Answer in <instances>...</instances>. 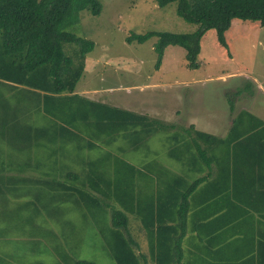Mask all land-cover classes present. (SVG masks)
Masks as SVG:
<instances>
[{"label": "trees", "instance_id": "obj_1", "mask_svg": "<svg viewBox=\"0 0 264 264\" xmlns=\"http://www.w3.org/2000/svg\"><path fill=\"white\" fill-rule=\"evenodd\" d=\"M156 1L160 6L177 1L178 13L199 25L191 33L150 31L130 34L127 41L138 43L158 36L154 46L158 55L157 66L161 64L167 46L180 45L186 49L187 66L198 67L201 38L205 32L215 29L219 41L227 45L225 32L235 18L259 21L264 26V0ZM83 10L97 15L102 10V3L100 0H0V79L3 84L4 81L13 83L7 85L16 89L11 96L0 93V120L9 122L11 119L12 140L15 138L18 144V157L11 163L15 162L19 171L32 170L41 174L28 177V181L46 185L53 192L66 190L70 195L68 198L88 208L99 207L105 212L112 210L114 228L111 249L118 264H150L149 258L153 264H181L180 242L185 231L179 233L165 219L160 218L156 222L153 217L157 211V215L162 217L161 210L168 207L174 214L173 207H176L177 216L184 220L189 196L202 182V177L191 180L184 174L165 172L169 166L160 160L146 162V170L138 169L114 157L107 148L117 138L112 134L123 132L125 136L132 137V146L138 147L143 139L159 129L158 126L170 123V128L174 130L181 126L115 107L76 91L85 71L86 55L95 46L93 40L68 30L79 21V13ZM66 45L70 49H66ZM241 93L239 90L237 94ZM230 102L233 110L235 102ZM240 120H256L263 124L253 113L242 110L235 116L226 138L195 129L194 125L182 127L193 134L194 129L195 134L185 137L178 132L169 134V140L173 139L170 156L180 166H192L195 170L201 169L202 161L207 164L217 161L218 147L224 150L226 144L240 146L260 126L252 121L250 125L242 126L238 124ZM95 147L101 148L102 152L95 157H87L85 153ZM26 153L27 156L24 155ZM8 163L1 158L0 170L9 166ZM157 167L162 171H157ZM137 171L141 177L145 176L147 190L153 182L152 173L156 171L157 179L165 185L156 198L145 192L144 200L148 209L150 206V212L142 215L143 220L154 225L152 229L150 225L146 228L150 243L149 258L136 252L135 240L126 233L128 216L116 206L117 203L127 208L132 205L130 209H136L138 195L134 184L137 183ZM4 177L0 174V181ZM144 200L139 199L140 203ZM75 264L97 263L78 259Z\"/></svg>", "mask_w": 264, "mask_h": 264}, {"label": "rangeland", "instance_id": "obj_2", "mask_svg": "<svg viewBox=\"0 0 264 264\" xmlns=\"http://www.w3.org/2000/svg\"><path fill=\"white\" fill-rule=\"evenodd\" d=\"M100 1L99 14L83 10L79 21L68 28L95 43L86 55L77 92L115 107L148 113L165 123L183 127L192 123L195 129L212 133L235 113L230 100L236 108L245 106L264 117V26L259 21L233 19L225 32L227 45L219 41L215 29L207 30L196 68L187 66L186 49L180 45L167 46L157 66L154 46L158 36L138 43L127 41L130 34L191 33L199 25L178 13L177 1L165 6L156 0ZM66 49H70L68 45ZM239 90L241 94H237ZM167 125L158 126L138 147L122 132L110 151L139 167L160 160L164 165L193 170L170 156L173 139L168 137L176 132L194 136L195 130L193 134ZM101 152L95 147L84 153L95 157ZM33 176L41 174L16 175L26 180L0 191V264H75L78 259L118 264L111 249L109 213L75 202L66 190L53 192L27 180ZM140 183L134 184L137 195Z\"/></svg>", "mask_w": 264, "mask_h": 264}, {"label": "crops", "instance_id": "obj_3", "mask_svg": "<svg viewBox=\"0 0 264 264\" xmlns=\"http://www.w3.org/2000/svg\"><path fill=\"white\" fill-rule=\"evenodd\" d=\"M4 82L5 84L0 79V93L8 96L15 94V87L7 85L13 83ZM242 110L250 111L263 122L259 124L256 120L238 121V124L242 126L250 125L251 121L257 127L260 125L248 135L250 138L247 142L241 143L240 146L226 144L224 150L218 147L217 161L211 164L203 161L201 169H178L175 166H169L164 170L169 173L184 174L191 180H194L193 175L202 177V182L189 196V206L184 220L181 216H177L176 207H173L174 214L168 207L161 210L162 217L157 215L158 211L153 217L156 222L160 218L165 219L164 221L168 225L175 226L179 233L185 231L180 242L181 264H264V117L245 106L236 108L234 105L231 112L235 111V113L233 112L231 118L223 121L216 132H203L226 138L229 136L235 116ZM12 130L11 119L9 122L0 120V159L9 161V166L0 170V174L5 176L0 181V191L10 189L17 183L13 176L24 173L33 174L32 170L19 171L16 163H11L18 157V144L15 138L12 140ZM112 135L118 136V134ZM116 139L111 141L108 149H113L112 145ZM203 146H205L204 143ZM24 155L27 156V153ZM113 156L116 155L113 154ZM136 167L146 170L144 165ZM156 169L160 170L159 172L162 171L160 167ZM156 172L152 173L153 182L148 190L145 176L141 174L143 176L141 177L140 173L136 172L137 183L141 180L140 194H138V201L135 202L136 209H130L132 205L127 208L116 204L128 216V232L126 233L135 240L136 252L147 255L148 258L150 243L146 228L151 222L145 223L142 216L150 212V206L148 209L144 200L145 192L148 191L156 198L158 192L163 191L165 186L160 179H157ZM112 175V177L115 176L114 170ZM139 197L144 201L140 203ZM112 212V210L108 211L113 229ZM151 225L149 228L152 229L154 225ZM156 227L157 223L154 228ZM149 263L153 264L150 258Z\"/></svg>", "mask_w": 264, "mask_h": 264}]
</instances>
